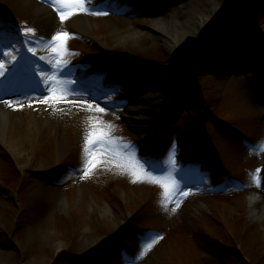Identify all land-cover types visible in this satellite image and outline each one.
Returning <instances> with one entry per match:
<instances>
[{
    "label": "rangeland",
    "instance_id": "obj_1",
    "mask_svg": "<svg viewBox=\"0 0 264 264\" xmlns=\"http://www.w3.org/2000/svg\"><path fill=\"white\" fill-rule=\"evenodd\" d=\"M35 1L0 0V16L36 29ZM261 3L90 0L101 14L66 19L78 30L87 18L91 33L74 32L66 66L57 70L46 53L28 63L22 78L28 87V77L37 76L46 90L41 73L58 72L72 92L68 102L46 103L47 92L39 97L31 90L10 95L23 107L11 106L15 132L0 142V264H264V219L250 202L254 192H264V150L254 147L264 143ZM164 14L181 22L213 19L193 44L173 50L160 32L143 43L116 41L117 30ZM2 28L1 36L15 38L0 21ZM14 41H6L11 53ZM28 44L39 53L36 40ZM3 60L8 75L15 64ZM77 75H89L90 86L75 88ZM86 96L111 108L89 110ZM89 118L110 122L117 150L137 159L139 148L161 176L177 182L173 172L181 167L179 178L187 182H177L172 202L161 203L160 184L133 182L110 150L84 175ZM257 169L259 184L252 180Z\"/></svg>",
    "mask_w": 264,
    "mask_h": 264
},
{
    "label": "snow or ice",
    "instance_id": "obj_2",
    "mask_svg": "<svg viewBox=\"0 0 264 264\" xmlns=\"http://www.w3.org/2000/svg\"><path fill=\"white\" fill-rule=\"evenodd\" d=\"M52 6L56 9L60 16V19L66 20L72 15L77 13H90V14H101L100 12H95L90 0H50ZM23 43L29 42V34H31V39L36 40L38 44L42 42L45 51L51 53L48 59V63L55 65L57 70L67 65L68 61L65 57L74 54L73 51L68 47V41L72 39L75 35L74 32L69 31H57L50 37H38L36 36V29L34 28H24ZM33 54H38L36 48H29ZM11 63H16V57L14 53L8 52L5 54ZM45 59L46 57H40ZM8 61L0 59V77H4L5 73L9 71L7 67ZM34 70H39L38 65H33ZM44 77V82H49L48 89H46L47 95L44 98V102H49V98L53 103L68 102L67 97L72 95V92L67 88L65 81L59 78L58 72L52 74L41 73ZM35 90V89H34ZM9 106L23 107L22 104L9 100L7 101ZM89 110L92 106L88 105ZM96 110L103 113L104 108L99 105L96 106ZM90 119V127L85 136V143L82 149V160L81 169L84 175L91 174V171L101 163L102 157L106 154V150H110L113 155L118 157V160H114L113 163L116 164L118 168L122 171L128 172L133 176V182L137 180H149L150 182L160 184L164 189L162 193L161 203L167 204L172 202L173 197L177 194V185L171 176H155L152 175L144 167L143 164L139 162L134 156V154H126L119 152L117 150L115 139L112 135V124L108 121H103L99 119ZM126 147H131L127 145ZM256 147L257 151L264 150V143ZM261 169H257L252 173V180L257 184L261 183L260 177ZM186 194V193H185ZM177 206H179L177 204ZM157 237H149L145 241V249H150L156 242Z\"/></svg>",
    "mask_w": 264,
    "mask_h": 264
},
{
    "label": "bare ground",
    "instance_id": "obj_3",
    "mask_svg": "<svg viewBox=\"0 0 264 264\" xmlns=\"http://www.w3.org/2000/svg\"><path fill=\"white\" fill-rule=\"evenodd\" d=\"M35 16L33 22L36 27V36L38 37H50L57 31H69L77 32L84 35L91 33V25L87 18L80 19L79 29L76 30L66 23L65 20H61L57 17V12L54 8L47 5L43 1L34 2ZM219 12L216 8L213 9V16H218ZM213 17L208 18L205 15H200L193 21L186 20L181 22L176 17L164 14L159 18H147L142 21L141 24L135 23L134 28H129L126 31H116V41L119 43H135V42H147L156 33L160 32L163 41L169 45L170 49H175L184 44H193L196 38L202 33L204 28L212 21ZM41 49L39 56L42 57L48 53L40 43ZM21 82V79L18 80ZM10 96H6L4 101H0V142L7 141L9 133L15 132L13 127V117L17 114L8 105ZM82 101V100H81ZM88 103V102H87ZM96 108L99 104H88ZM100 106V105H99ZM101 107V106H100ZM127 117V116H125ZM31 132L32 130L29 129ZM25 131L21 134V137L25 136ZM252 204L251 211L258 216L261 220L264 219V200L262 199V191H257L250 198ZM262 210V213L260 211Z\"/></svg>",
    "mask_w": 264,
    "mask_h": 264
},
{
    "label": "trees",
    "instance_id": "obj_4",
    "mask_svg": "<svg viewBox=\"0 0 264 264\" xmlns=\"http://www.w3.org/2000/svg\"><path fill=\"white\" fill-rule=\"evenodd\" d=\"M234 1H235V0H231V3H233ZM259 7H264V3H261V4L259 5ZM263 9H264V8H263ZM243 28H244V27H243ZM239 29H241L242 33L245 32V30L242 29L241 27H239ZM198 47H200V45H199Z\"/></svg>",
    "mask_w": 264,
    "mask_h": 264
}]
</instances>
